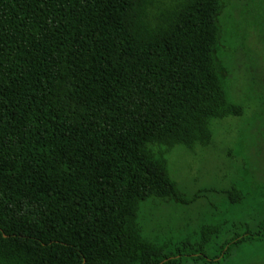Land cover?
I'll return each mask as SVG.
<instances>
[{"label":"trees","instance_id":"16d2710c","mask_svg":"<svg viewBox=\"0 0 264 264\" xmlns=\"http://www.w3.org/2000/svg\"><path fill=\"white\" fill-rule=\"evenodd\" d=\"M228 3L0 0V264H219L264 237L263 218L210 258L220 225L173 251L138 228L143 201L183 202L165 154L243 115L219 53Z\"/></svg>","mask_w":264,"mask_h":264},{"label":"rangeland","instance_id":"374dc122","mask_svg":"<svg viewBox=\"0 0 264 264\" xmlns=\"http://www.w3.org/2000/svg\"><path fill=\"white\" fill-rule=\"evenodd\" d=\"M228 2L219 53L230 70L227 97L243 106V115L212 120L207 147L171 148L167 173L183 202L149 198L137 215L142 236L169 243L167 251L196 243L202 225H220L205 248L210 258L234 233L256 232L264 218V0ZM232 188L241 192L238 202L229 199ZM219 264H264V237L240 244Z\"/></svg>","mask_w":264,"mask_h":264}]
</instances>
